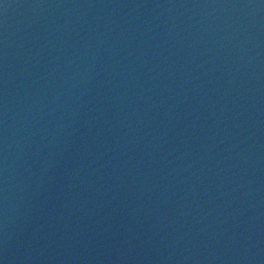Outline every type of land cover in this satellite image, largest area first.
<instances>
[{"label": "water", "instance_id": "water-1", "mask_svg": "<svg viewBox=\"0 0 264 264\" xmlns=\"http://www.w3.org/2000/svg\"><path fill=\"white\" fill-rule=\"evenodd\" d=\"M0 264H264V0H0Z\"/></svg>", "mask_w": 264, "mask_h": 264}]
</instances>
